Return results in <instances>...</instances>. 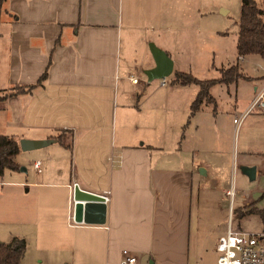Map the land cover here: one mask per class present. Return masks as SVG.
<instances>
[{"label":"crops","instance_id":"obj_1","mask_svg":"<svg viewBox=\"0 0 264 264\" xmlns=\"http://www.w3.org/2000/svg\"><path fill=\"white\" fill-rule=\"evenodd\" d=\"M197 13L196 0H0V93L44 74L0 100L1 135L48 140L19 149L17 168L6 169L9 240L46 252L41 264H117L123 249L138 264H215V241L229 226L221 176L231 150L206 105L215 99L190 114L195 90L186 92L177 97L183 114L149 128L157 97L143 93L140 75L154 66L148 42L175 69L164 40L197 29ZM250 56L258 57L236 55L231 65ZM236 108L224 111L231 123Z\"/></svg>","mask_w":264,"mask_h":264},{"label":"rangeland","instance_id":"obj_2","mask_svg":"<svg viewBox=\"0 0 264 264\" xmlns=\"http://www.w3.org/2000/svg\"><path fill=\"white\" fill-rule=\"evenodd\" d=\"M254 2L264 9V0H254ZM196 8L198 13L194 23H197L198 28L188 33L175 31L173 39L164 40L165 44L172 45L168 50L174 57L175 69L178 68L180 71L174 69L163 79L151 81H147L144 74L140 73L141 81L147 84L143 93H150L157 97L156 104L153 103V109L146 111L145 114L149 128L160 124L164 127L169 124L170 118L175 120V116L183 114L177 97L184 96L186 92L193 95V89L195 97L198 92V85L194 83L181 84L187 86L179 92L174 87H170L171 83H175V72H183L198 80H208L216 78L221 68L235 63V38L240 0H196ZM154 41L161 43L160 40ZM148 43L147 48H149ZM253 58L250 56L244 59V71V67L241 68L235 64L241 75L248 74L252 77L249 80L250 83L237 79L227 84L211 85L208 94L215 101L206 104L209 109L214 105L215 112L220 114L219 118L224 125L222 128L224 134L219 133L218 136L222 139L219 141H222V144L225 143V146L228 144L231 149L229 163L226 167L224 166V173L221 176V185L232 188L234 191L233 196H225L223 199L225 205L230 206L229 227L233 231L245 233L264 231V109H254L247 113L237 127H234L231 119L225 116L224 111L236 104L237 108L233 115L238 116L264 85V59ZM161 80L164 81V86L159 85ZM141 86V88L144 87L143 84ZM253 86L255 88L252 91ZM163 95L167 97V100L161 99ZM235 98L236 102H234ZM210 110L212 113V109ZM187 119L188 117L184 121L186 122ZM183 123L180 124V127ZM243 167L255 169L253 179L250 180L242 172ZM7 176L6 170L0 176V242H7L13 235V226L8 222L6 215L7 193L10 188ZM203 188L199 192L200 197L207 190L205 185ZM213 189L217 192L216 196L213 194V199L216 200L219 190L218 188ZM250 203L251 206L243 208ZM46 254L42 250L33 248L31 244L25 246L22 264H41L39 259L42 258V261H46Z\"/></svg>","mask_w":264,"mask_h":264},{"label":"trees","instance_id":"obj_3","mask_svg":"<svg viewBox=\"0 0 264 264\" xmlns=\"http://www.w3.org/2000/svg\"><path fill=\"white\" fill-rule=\"evenodd\" d=\"M263 15V10L256 5L254 0H240V11L235 39V51L237 56L256 55L264 59ZM43 76L44 74H42L34 84L15 86L14 88L0 93V100L8 96L29 92L41 82ZM245 78H247V76L241 75L239 71H237L235 64L226 68H221L217 78L208 80H198L183 72H175L174 74V81L179 84L194 83L198 85V92L190 104V114L199 107L201 102L209 101L210 96L208 94V89L211 85L216 83L227 84L237 79ZM61 144L66 147L69 146L68 143L61 142ZM18 152L19 146L17 141L11 136L0 134V174L3 170H14L17 168L14 156ZM24 251L25 242L22 238L12 237L8 242H0V264H19Z\"/></svg>","mask_w":264,"mask_h":264},{"label":"built area","instance_id":"obj_4","mask_svg":"<svg viewBox=\"0 0 264 264\" xmlns=\"http://www.w3.org/2000/svg\"><path fill=\"white\" fill-rule=\"evenodd\" d=\"M131 81L135 83L136 79L133 78ZM163 84L164 81L161 80L159 85L162 86ZM254 109H264V85L249 101L245 110L232 118L234 127H237L243 117ZM33 167L38 170L39 162L35 161ZM76 187L77 185L73 183L72 188L75 189ZM225 193L228 197H231L233 195L232 188H228ZM99 201L103 204L106 203L107 196L104 194L99 195ZM214 250L217 253L215 264H264V231L245 233L233 231L227 226L224 234L217 237ZM117 264L138 263L136 256L123 249Z\"/></svg>","mask_w":264,"mask_h":264},{"label":"water","instance_id":"obj_5","mask_svg":"<svg viewBox=\"0 0 264 264\" xmlns=\"http://www.w3.org/2000/svg\"><path fill=\"white\" fill-rule=\"evenodd\" d=\"M149 52L154 62V66L152 68H148L143 70V74L146 77L147 81H151L153 79H162L168 76L172 69V62L169 56L152 44H149ZM48 143V140H30V139H19L18 146L21 151H27L39 148ZM242 172L248 176L251 180L254 178L255 169L253 167H243ZM77 197H84V199H96V196L87 194V193H78ZM76 207H80L78 204Z\"/></svg>","mask_w":264,"mask_h":264}]
</instances>
